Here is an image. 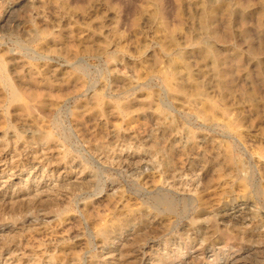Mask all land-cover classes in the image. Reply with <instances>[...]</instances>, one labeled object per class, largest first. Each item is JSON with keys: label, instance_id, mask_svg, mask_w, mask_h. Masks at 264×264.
<instances>
[{"label": "rangeland", "instance_id": "374dc122", "mask_svg": "<svg viewBox=\"0 0 264 264\" xmlns=\"http://www.w3.org/2000/svg\"><path fill=\"white\" fill-rule=\"evenodd\" d=\"M215 1L0 0V264H264V0Z\"/></svg>", "mask_w": 264, "mask_h": 264}, {"label": "bare ground", "instance_id": "6f19581e", "mask_svg": "<svg viewBox=\"0 0 264 264\" xmlns=\"http://www.w3.org/2000/svg\"><path fill=\"white\" fill-rule=\"evenodd\" d=\"M215 1V0H214ZM225 1V0H224ZM216 2V1H215ZM218 2H219V0H218ZM217 2V3H218ZM221 2V1H220ZM146 3V2H145ZM223 3V2H222ZM152 6V5H151ZM209 7V6H208ZM154 12V11H153ZM212 12H213V9L211 8H209V9H205L204 10V12H203V15H202V20H207L208 19V17H210L211 15H212ZM162 28H163V26H162ZM165 29H163V31H164ZM165 31H167V30H165ZM171 31V30H170ZM180 31V30H179ZM172 34V36H173V33H171ZM176 41V40H175ZM171 42V41H170ZM206 43V42H205ZM211 43V42H210ZM210 45V44H209ZM208 45V46H209ZM202 55H203V58H205V59H211V61H212V65H213V68L216 70V59H215V54H214V51H213V49H211V48H203V51H202ZM175 60V59H174ZM176 61V60H175ZM174 62V61H173ZM179 65H181V68L182 69H184V73H186L184 76H185V79L187 80V84H190L191 85V87L193 88V91H195V94H200L201 93V85H200V83L198 82V81H196L194 78H193V74L191 73V71H190V69H189V67H188V65L186 64V63H184V62H181V63H179V64H177V63H172V65H170V68H169V70L167 71V68L164 70L165 71V73L167 72V75H168V73L169 74H174V73H176L179 69H178V66ZM2 68H4V66H2V65H0V78H1V82H4V74H3V72H2ZM154 69V68H153ZM161 69V68H160ZM181 69V70H182ZM211 69V68H210ZM164 71H163V73L162 74H164L165 75V73H164ZM193 71V70H192ZM211 71V70H210ZM179 72H180V74H181V71L179 70ZM178 72V73H179ZM183 72V71H182ZM207 72V71H206ZM177 73V74H178ZM176 74V75H177ZM183 74V73H182ZM181 74V75H182ZM206 74V73H205ZM160 75V74H159ZM175 75V74H174ZM201 75H203V74H201ZM221 75V74H220ZM172 76V75H171ZM183 76V77H184ZM195 76V75H194ZM213 76V75H212ZM166 77V76H165ZM173 77V76H172ZM177 77H175V79H176ZM180 79V78H179ZM184 79V78H183ZM182 79V80H183ZM178 80V79H177ZM181 80V81H182ZM185 80V81H186ZM224 80V79H223ZM167 81H168V79H167ZM172 81V80H171ZM168 84H170L169 83V81H168ZM178 84V83H177ZM180 84V83H179ZM178 84V85H179ZM173 84H171V87H173V86H175V85H173ZM11 86V85H10ZM9 86V87H10ZM183 86V85H182ZM169 87V86H168ZM176 87V86H175ZM174 87V88H175ZM188 87H189V85H188ZM181 89L179 90V88H177L179 91H181V90H184V89H182L183 87H180ZM176 89V90H177ZM205 89V88H204ZM222 89H223V87H222ZM175 90V91H176ZM203 90V89H202ZM204 91V90H203ZM192 92V91H191ZM188 93V92H187ZM205 94V93H204ZM9 96H10V99H11V101H17V100H19V94H17V92L15 91V89L13 88V87H10L9 88ZM203 96V95H202ZM209 97V96H208ZM93 99V98H92ZM94 100H95V104H96V106H101L102 105V103H103V101H102V99L99 97V95L98 96H96V98H94ZM202 101V100H201ZM205 101H207L206 99H205ZM204 101V102H205ZM104 103H105V101H104ZM124 103V102H123ZM92 104V103H91ZM192 104V103H191ZM206 104H208L207 102H206ZM42 105H43V103L42 102H40V103H37V104H32V103H30V102H26V104H25V108L28 110V112H33V111H37V112H39V111H41V108L40 107H42ZM49 105H50V103H49ZM119 105H121V103H119ZM124 106H125V104H124ZM208 106V105H207ZM211 106V105H210ZM256 106V105H255ZM47 107V106H46ZM121 107V106H120ZM96 108V107H95ZM210 108V107H209ZM154 109V108H153ZM187 109V108H186ZM202 109V108H201ZM47 110V109H46ZM101 110H102V108H101ZM126 110V109H125ZM189 110V109H188ZM118 111V110H117ZM206 111V110H205ZM205 111H203V114H206V112ZM205 112V113H204ZM200 114V113H199ZM209 116V115H208ZM227 116V115H226ZM225 117V116H224ZM220 118V117H219ZM227 119V118H226ZM226 119H225V123L227 122L226 121ZM43 120H45V119H43ZM211 120V119H210ZM46 121V120H45ZM40 122H42V121H40ZM44 122V121H43ZM46 123V122H45ZM232 123L233 122H228L226 125H228V126H231L232 125ZM42 124V123H41ZM47 124V123H46ZM48 125V124H47ZM43 126V125H42ZM235 126V125H234ZM48 127V126H47ZM236 127V126H235ZM262 155H263V153H262ZM241 161V160H240ZM240 167H241V165H239ZM243 168V167H242ZM245 172V171H244ZM241 173H243V172H241ZM243 177V176H242ZM238 180V179H237ZM240 181H243L242 179L240 180ZM228 182V181H227ZM225 183V182H224ZM243 184H244V182H243ZM245 185V184H244ZM221 186V185H220ZM232 187V186H231ZM248 187V186H247ZM246 187V188H247ZM246 188L244 189V190H246ZM226 192V191H225ZM168 199H169V197H165L164 196V198H163V200H164V202L166 203V201H168ZM173 199V198H172ZM163 202V203H164ZM31 203V202H30ZM30 203H28V204H30ZM41 203V202H40ZM22 204V203H21ZM40 205V204H39ZM20 207H23V206H20ZM27 208V207H26ZM41 208V207H40ZM29 211V210H28ZM61 211V210H60ZM199 211V210H198ZM198 213V212H197ZM171 214V213H170ZM117 218V217H116ZM166 219V218H165ZM165 219H163V220H165ZM126 221L127 220V218H123V219H119V217L117 218V219H115V221L113 220L112 222H111V224L110 225H108L107 227H103L104 228V230H103V232H106V231H108V229L109 228H111V227H114V225L117 223V222H120V221ZM192 220V219H191ZM108 221V220H107ZM162 222V221H161ZM191 224H192V222H191ZM106 225V224H105ZM117 225V224H116ZM146 226H147V224H146ZM212 226H213V224H212ZM144 227V226H143ZM226 227V226H225ZM146 228V227H145ZM215 229V228H214ZM233 230V229H232ZM232 230H228V229H225V230H223L222 231V235L226 238V239H232L233 238V236H234V233L232 232ZM135 232V231H134ZM259 236V235H258ZM134 237V236H133ZM128 239H130V238H128ZM127 241V240H126ZM130 241V240H129ZM136 243V242H135ZM121 244H122V242H121ZM133 246H134V241H132L131 240V242H128L123 248H124V253L127 255V254H129V252L132 250V248H133ZM123 250V249H122ZM120 253V252H119ZM129 259V258H128ZM131 259V258H130ZM126 260V259H125ZM129 261V260H128ZM123 263V262H122ZM129 263V262H128ZM127 264V263H126ZM130 264H131V262H130Z\"/></svg>", "mask_w": 264, "mask_h": 264}]
</instances>
